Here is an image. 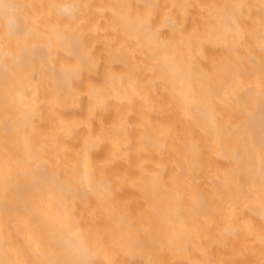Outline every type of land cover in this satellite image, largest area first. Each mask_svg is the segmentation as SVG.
I'll return each mask as SVG.
<instances>
[{"label":"bare ground","instance_id":"1","mask_svg":"<svg viewBox=\"0 0 264 264\" xmlns=\"http://www.w3.org/2000/svg\"><path fill=\"white\" fill-rule=\"evenodd\" d=\"M0 264H264V0H5Z\"/></svg>","mask_w":264,"mask_h":264},{"label":"clouds","instance_id":"2","mask_svg":"<svg viewBox=\"0 0 264 264\" xmlns=\"http://www.w3.org/2000/svg\"><path fill=\"white\" fill-rule=\"evenodd\" d=\"M13 15V9L5 3V0H0V16L8 18L9 22L11 23Z\"/></svg>","mask_w":264,"mask_h":264}]
</instances>
